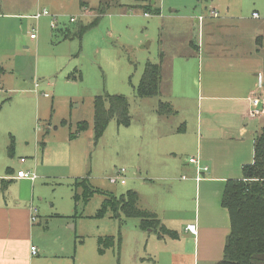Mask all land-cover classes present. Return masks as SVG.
<instances>
[{"label": "rangeland", "instance_id": "374dc122", "mask_svg": "<svg viewBox=\"0 0 264 264\" xmlns=\"http://www.w3.org/2000/svg\"><path fill=\"white\" fill-rule=\"evenodd\" d=\"M10 1L2 2L9 5ZM20 1L21 5L36 3L41 10H58L60 29L40 32V46L23 49L21 73L5 60L6 72L0 80L1 160L20 164L23 157L27 164H20L22 168H33L39 175L35 201L41 208L38 224L49 227L43 233L45 244L63 234L64 254L72 264H155L156 234L141 231L138 219L122 217L120 223L111 211L100 216L106 194L120 197L135 191L144 209L155 205L158 198L165 199L169 191L165 181L149 182L146 170L139 171L152 149L148 125L155 115L153 107L161 100L136 95L146 63H159L163 48L185 43L187 34L195 38L203 33L196 21L207 18L214 5L221 15L230 7L229 19L240 25L241 35L250 41V32L264 23V0ZM103 4L111 7L98 25L82 38L76 35L99 16ZM255 11L258 20L253 18ZM72 18L76 22L71 23ZM65 33L72 40H64ZM256 39L252 45L256 46ZM106 95L128 98L132 122L123 127L113 120L96 141L94 99ZM83 121L89 128L70 140ZM12 140L14 156L10 157ZM122 169L125 184L116 179ZM82 179H88L99 193L77 202L75 183ZM105 237H115L116 243L102 252L99 242Z\"/></svg>", "mask_w": 264, "mask_h": 264}, {"label": "crops", "instance_id": "0c3cea01", "mask_svg": "<svg viewBox=\"0 0 264 264\" xmlns=\"http://www.w3.org/2000/svg\"><path fill=\"white\" fill-rule=\"evenodd\" d=\"M2 1L0 69L4 72L0 80L6 72V59L21 73L23 49L40 46V32L60 29L58 25L52 28L51 16H59L56 9L44 7L51 16L35 20L33 17L43 11L36 3L25 1L21 5L22 1L11 0L8 5ZM212 11L218 13L217 18L212 17ZM229 13L230 7L221 15L220 8L212 6L207 18L196 21L203 33L195 38L189 33L185 43H173L160 53L161 100L153 107L155 115L148 125L152 149L139 171L146 170L149 182L165 181L169 191L155 205L140 208L154 214L175 235L159 237L153 232L158 240L155 264L159 260L162 264H218L223 260L231 233L230 214L222 206L224 191L229 181L243 179V167L254 161L255 139L264 130V52L252 45L264 34V23L250 32L248 41ZM253 18H260L258 11L253 12ZM32 33L37 34L36 39H31ZM64 35V40H71L70 33ZM160 102L169 103L174 114L159 115ZM9 153L14 156V152ZM1 158L0 154V264H72L64 254L63 234L45 244L43 233L49 227L38 224L41 208L35 201L39 175L31 168L27 171L37 174L36 181L17 179L27 160L22 157L20 165ZM34 211L36 220L32 221ZM189 225L196 227V235L186 230ZM32 247L38 250L35 256Z\"/></svg>", "mask_w": 264, "mask_h": 264}, {"label": "trees", "instance_id": "16d2710c", "mask_svg": "<svg viewBox=\"0 0 264 264\" xmlns=\"http://www.w3.org/2000/svg\"><path fill=\"white\" fill-rule=\"evenodd\" d=\"M117 0H114V2ZM153 5V4H152ZM111 5H101L99 16L88 25L81 27L76 35L81 38L95 28L101 17ZM149 11V10H148ZM148 11L145 14H149ZM150 12V11H149ZM156 14L159 11L156 9ZM66 38H69L68 35ZM72 40V37H70ZM256 45L264 52V34L256 39ZM264 62V56H263ZM4 72L0 69V74ZM163 79V54L160 62H147L136 95L140 99L160 96ZM157 112L162 116H172L174 110L169 103L160 102ZM115 120L118 126L131 125L130 102L121 95L97 96L94 99V130L95 140H99L109 124ZM89 128L87 122L78 123L77 133L70 134V140L76 139L80 133ZM44 146V144H43ZM42 146V147H43ZM14 150V142L10 152ZM243 179L229 181L222 198V206L229 211L231 233L226 240L223 260L218 264H264V130L255 139V153L252 164L243 167ZM75 199L88 201L94 194L99 193L89 185L88 179L75 183ZM139 195L135 191H128L120 197L107 195L100 216L111 211L112 217L122 223V217L134 218L140 221V229L152 231L159 237L174 236L167 230L157 217L139 207ZM100 246L104 249L115 246V237L100 238Z\"/></svg>", "mask_w": 264, "mask_h": 264}, {"label": "built area", "instance_id": "2783aa9c", "mask_svg": "<svg viewBox=\"0 0 264 264\" xmlns=\"http://www.w3.org/2000/svg\"><path fill=\"white\" fill-rule=\"evenodd\" d=\"M145 15L148 16V14H145ZM211 15L214 18H217L218 17V13L216 11H212L211 12ZM48 16H51L50 13H49V11L43 10L41 12H38L33 18L35 20H39L42 17H48ZM254 17H258V14H254ZM51 18H52V28L55 29V28H57L58 20H57L56 17H52L51 16ZM203 19H204V17H200L199 18V21L201 22ZM71 22L72 23L73 22H76V20L74 18H72L71 19ZM30 37H31V39H36L37 34L36 33H32ZM38 87H39V85L37 83L35 85V88L37 89ZM44 96L47 97L48 95L47 94H44ZM256 104H257V101H254V105H256ZM256 114H258V112H256ZM21 162L24 163L25 162V159H22ZM190 162L193 163V164H199V161L196 160V159H191ZM206 170H207V168H204V171H206ZM125 174H126V171L124 169L119 170L117 172V176H116L117 178L116 179L119 180L122 184H125V182H126V176H125ZM17 179H26V180H30V181L34 182V181H36L38 179V176H37V174L35 172L21 170V171H19L17 173ZM33 213L34 214L32 216V221H35L36 220V217H35L36 211H34ZM186 230L188 232H191L194 235L197 234V229H196V227L194 225L187 226ZM31 254L33 256L37 255L38 254L37 248L32 247Z\"/></svg>", "mask_w": 264, "mask_h": 264}]
</instances>
